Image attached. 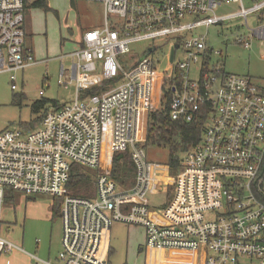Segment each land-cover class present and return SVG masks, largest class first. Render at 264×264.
Here are the masks:
<instances>
[{"label":"built area","instance_id":"built-area-1","mask_svg":"<svg viewBox=\"0 0 264 264\" xmlns=\"http://www.w3.org/2000/svg\"><path fill=\"white\" fill-rule=\"evenodd\" d=\"M83 1L101 6L103 25L82 32L66 55L70 71L61 69L60 77L75 84V99L47 110L35 130L0 132V256L20 249L1 229L5 193L12 192L60 201L59 264H108L115 223L141 228L146 252L202 253L203 264H264V88L211 64L205 35L191 34L231 19L247 26L253 17L251 35L264 41V0ZM226 3L238 11L216 16ZM24 7V0H0V73L35 64L25 45ZM186 16L193 21L183 24ZM144 41L152 43L134 53L130 46ZM159 41L171 44L174 56L182 53L170 74L157 71ZM237 42L249 48L245 37ZM191 65H198L196 79ZM165 81L171 120L204 124L200 142L181 157L169 202L152 209L148 196L158 192L161 166L148 161L142 144ZM120 153L135 169L128 189L111 175ZM72 165L97 173L92 198L70 195Z\"/></svg>","mask_w":264,"mask_h":264},{"label":"rangeland","instance_id":"rangeland-1","mask_svg":"<svg viewBox=\"0 0 264 264\" xmlns=\"http://www.w3.org/2000/svg\"><path fill=\"white\" fill-rule=\"evenodd\" d=\"M30 4L28 1L24 6L29 7ZM243 4L247 6L250 1L243 0ZM46 5L47 10L24 7L25 45L32 49L33 58L38 63L22 70L0 73V132L18 128L26 131V125L30 122L33 126L31 130H35L39 123L33 122L44 110L68 104L75 99V84H63L65 81L60 77L61 68L68 70L71 64V59L64 56L77 49L76 42L82 32L103 25L102 9L98 3L46 0ZM238 9V4L226 3L214 13L224 16ZM192 21V17L186 16L182 23ZM257 25L253 17L248 19L247 26L242 19H231L208 28L196 29L191 34L205 35L211 52V64H220L229 74L248 76L255 85L264 88V41L251 35V30ZM239 37L246 38L249 48L238 44ZM150 43L144 41L130 47L134 53H141ZM158 46V52L153 55L160 59L157 71L170 74L173 63L183 60L182 53L178 51L174 56L171 44H164V41H159ZM197 68L198 65H191V79L197 78ZM12 85L14 90L11 89ZM39 101L46 103L44 108L33 112L32 106ZM144 150L149 162L159 165L166 163L167 152L164 149L148 147ZM83 169L90 172L93 179L96 177L95 171ZM12 194L14 200L4 203L2 208L1 229L4 237L21 247L24 251L21 255L46 260L50 254L56 258L61 250V221L58 216L51 215V196ZM91 194L93 197L94 186L90 188ZM156 198L160 197H150L153 205L159 204V200L164 201L163 198L156 201ZM108 242L111 250L108 264H161L160 256L144 249L145 234L140 228L115 223L110 229ZM163 260L167 264L190 261L180 253H169Z\"/></svg>","mask_w":264,"mask_h":264},{"label":"trees","instance_id":"trees-1","mask_svg":"<svg viewBox=\"0 0 264 264\" xmlns=\"http://www.w3.org/2000/svg\"><path fill=\"white\" fill-rule=\"evenodd\" d=\"M30 1L27 8H38L47 10L46 0H24V4ZM167 81L162 88V100L158 110L150 111L148 115L146 139L142 148L154 147L164 149L167 152L166 164L171 174H175L180 166L181 156L187 151L194 148L201 139L204 119L197 118L192 123L174 121L168 115V103L171 98V90L168 89ZM93 92H96L93 90ZM46 103L43 101L36 102L32 106V111L37 112L44 108ZM44 112L33 122L40 124ZM26 125V130L30 131L33 126L31 122ZM38 124V125H39ZM23 126V125H21ZM111 175L113 180L121 188H131L134 185L135 169L127 153L116 154L113 157ZM94 184L91 173L85 171L78 165H72L70 168V178L67 184V190L70 195L75 197L92 198L90 188ZM12 192L5 193V202L13 201ZM30 200V199H26ZM60 201L52 199L50 207L52 217H59Z\"/></svg>","mask_w":264,"mask_h":264},{"label":"crops","instance_id":"crops-1","mask_svg":"<svg viewBox=\"0 0 264 264\" xmlns=\"http://www.w3.org/2000/svg\"><path fill=\"white\" fill-rule=\"evenodd\" d=\"M24 14H25V11H24ZM23 29H24V25H23ZM24 34H25V31H24ZM64 58H69V57H67L65 55ZM36 63H38V62L35 61V64ZM71 63H72V60H71ZM70 67H71V64H70ZM70 67H69L68 70H65V71H67V72L70 71ZM151 163H153V162H151ZM154 164H157V163H154ZM160 166H161V173L157 177V181L159 183L158 184V192L148 196V202H149L150 207L152 209H156L158 207H164L169 202V200L171 198V192H172L171 191L172 190L171 183H172V180H173L174 176L178 172V169H177L175 174H171V172L169 170V167L167 166L166 163L165 164H160ZM150 197H152V198L153 197H160V198H156L157 199L156 201H158L161 198H163L164 201L161 202L159 200V204L156 203L157 205H153L151 203ZM4 203H6L5 200H4ZM143 233H144V231H143ZM18 247L20 249L12 252L11 254L0 256V264H46V263L59 264L58 256L55 258L53 255L49 254L47 256L46 260H40V259H37V258H33L32 256L29 257L28 255H25V256L21 255L22 253H24V251L21 249L20 246H18ZM110 251L111 250H110V247H109V256H110ZM150 253L151 254L155 253L158 256H160L161 264H163L164 256L166 255V257H167L169 255V253H167V252H153V251H150ZM203 256L204 255L202 253L190 254V255L187 256L190 259V261H187L188 263H184L183 262V264H203ZM108 259H109V257H108Z\"/></svg>","mask_w":264,"mask_h":264}]
</instances>
